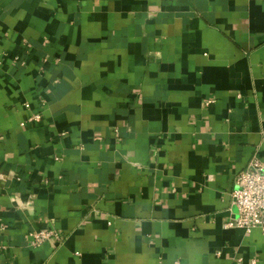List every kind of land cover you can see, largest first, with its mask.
<instances>
[{
    "label": "crops",
    "instance_id": "0c3cea01",
    "mask_svg": "<svg viewBox=\"0 0 264 264\" xmlns=\"http://www.w3.org/2000/svg\"><path fill=\"white\" fill-rule=\"evenodd\" d=\"M255 156L264 0H0V264H264Z\"/></svg>",
    "mask_w": 264,
    "mask_h": 264
},
{
    "label": "built area",
    "instance_id": "2783aa9c",
    "mask_svg": "<svg viewBox=\"0 0 264 264\" xmlns=\"http://www.w3.org/2000/svg\"><path fill=\"white\" fill-rule=\"evenodd\" d=\"M30 108L29 104H26ZM42 114H33L29 121L40 123ZM238 215L231 220L227 228H241L247 232L261 229L264 232V161L255 156L250 168L240 172L235 179V187L231 193ZM48 240L61 241L55 231H38L31 234V246L40 247Z\"/></svg>",
    "mask_w": 264,
    "mask_h": 264
}]
</instances>
